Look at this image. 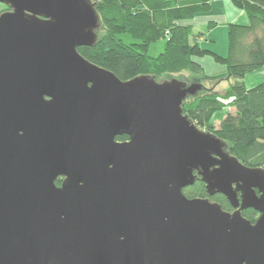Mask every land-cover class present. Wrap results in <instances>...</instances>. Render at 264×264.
Masks as SVG:
<instances>
[{
  "label": "water",
  "instance_id": "obj_1",
  "mask_svg": "<svg viewBox=\"0 0 264 264\" xmlns=\"http://www.w3.org/2000/svg\"><path fill=\"white\" fill-rule=\"evenodd\" d=\"M0 3V264H264V168L183 115L201 84L83 57L89 0Z\"/></svg>",
  "mask_w": 264,
  "mask_h": 264
},
{
  "label": "trees",
  "instance_id": "obj_2",
  "mask_svg": "<svg viewBox=\"0 0 264 264\" xmlns=\"http://www.w3.org/2000/svg\"><path fill=\"white\" fill-rule=\"evenodd\" d=\"M89 1L94 3L101 25L94 44L78 51L121 80L139 75L158 78L162 72L182 68L202 75L199 60L203 57L223 66L224 73L200 76L227 81L223 92L201 83V89L182 102V113L195 126L222 139L230 154L245 166L264 168V82L253 87L244 82L248 72L264 65V0H229L246 14L248 22L227 25L225 56L199 43L212 24L206 31H197L190 24L193 17L209 10L212 0ZM0 7V14L11 9L1 3ZM126 138L120 135L116 140ZM194 182L182 190L187 198L208 197L223 210L230 208L221 193L209 197L205 183L199 178ZM242 215L252 222L257 211L246 209Z\"/></svg>",
  "mask_w": 264,
  "mask_h": 264
},
{
  "label": "crops",
  "instance_id": "obj_3",
  "mask_svg": "<svg viewBox=\"0 0 264 264\" xmlns=\"http://www.w3.org/2000/svg\"><path fill=\"white\" fill-rule=\"evenodd\" d=\"M192 20L194 29L197 31L205 30L208 24L213 25L209 31L205 30L206 34L201 37L199 43L202 47L218 52L222 56H225L228 52L226 46L228 44L227 25L234 22L240 24L248 22L246 14L237 7H233L229 0H212L209 10ZM218 31L221 33L219 36L221 43L219 45L217 44L218 36L216 34ZM199 63H201L205 72L211 76L225 71L223 66L213 62L209 57H203L199 60ZM244 82L247 87H253L260 82H264V65L248 72L244 77Z\"/></svg>",
  "mask_w": 264,
  "mask_h": 264
},
{
  "label": "rangeland",
  "instance_id": "obj_4",
  "mask_svg": "<svg viewBox=\"0 0 264 264\" xmlns=\"http://www.w3.org/2000/svg\"><path fill=\"white\" fill-rule=\"evenodd\" d=\"M0 9H1V7H0ZM197 16H199V15H196L195 17H197ZM195 17H193L192 19H194ZM192 19H191L190 24L193 21ZM99 28L95 31V33L99 30ZM216 34L218 36L217 44L219 45V43H221V40L219 39V36H220L221 33L218 31ZM226 46H227V44H226ZM219 55H221V54H219ZM203 73L206 74V75H208V73H206L205 70L203 71ZM204 74L201 75V74L194 73V72L191 73V72L187 71L184 68H182V69H173L172 71L162 72L161 74H159V77L156 78V81H158V82H161V81H169L172 78H176V79H178V80H180L182 82H186L187 84H191V83H194L195 82V79H197V80L200 81V84L202 83L204 85H208L210 87H214L219 93H222L223 92V89L228 85V82L227 81L225 83V81L216 82L217 80L214 81V80H211V79H204L203 80L200 76H204ZM215 125H216V127L218 126V121L215 123Z\"/></svg>",
  "mask_w": 264,
  "mask_h": 264
},
{
  "label": "flooded vegetation",
  "instance_id": "obj_5",
  "mask_svg": "<svg viewBox=\"0 0 264 264\" xmlns=\"http://www.w3.org/2000/svg\"><path fill=\"white\" fill-rule=\"evenodd\" d=\"M61 180H62V178H59L58 181H56V183H58V185H59L60 182H61ZM58 185H57V186H58ZM255 192H256L257 195L260 194L259 190H257V189H255ZM239 196H240V192L238 193V197H239ZM226 201H227V200H226ZM227 202H228V201H227ZM233 210H234V208L230 205V208H229L228 210H226V211L232 213ZM243 210H246V209H243ZM241 212H243V211H241ZM258 216H259V213L257 212V215L255 216V218H254V220L252 221V223H254V221L257 219Z\"/></svg>",
  "mask_w": 264,
  "mask_h": 264
}]
</instances>
